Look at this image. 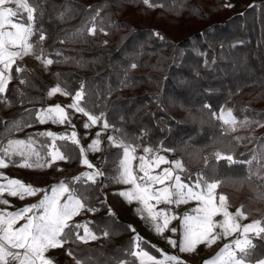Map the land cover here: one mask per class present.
<instances>
[{
	"label": "trees",
	"instance_id": "trees-1",
	"mask_svg": "<svg viewBox=\"0 0 264 264\" xmlns=\"http://www.w3.org/2000/svg\"><path fill=\"white\" fill-rule=\"evenodd\" d=\"M39 3L44 14H36L35 27L43 28L45 40L43 53L36 54L52 60L54 83L72 96L83 85L81 106L122 141L143 152L150 148L179 157L185 183L191 185L198 175L218 183V195L264 227V130L259 131L264 126V0L236 9L226 0H149L152 7L143 0ZM17 67L24 71L18 73ZM11 74L0 94V150L9 140L35 135L28 128L38 124L51 89L22 62ZM229 103L236 131L217 119ZM39 140L37 148L47 160L48 140ZM58 145L76 167L78 147ZM216 152L238 163L217 159ZM121 155L107 153V162L114 166ZM51 167L49 181L64 177L59 163ZM65 181L87 197L89 227L102 238L99 245L76 240L67 248L77 258H88V264H139L130 255L137 250L133 228L109 211L98 180ZM252 242L246 259L256 264L264 259V233ZM140 249L159 255L147 241Z\"/></svg>",
	"mask_w": 264,
	"mask_h": 264
},
{
	"label": "snow or ice",
	"instance_id": "snow-or-ice-1",
	"mask_svg": "<svg viewBox=\"0 0 264 264\" xmlns=\"http://www.w3.org/2000/svg\"><path fill=\"white\" fill-rule=\"evenodd\" d=\"M143 3L149 7L153 6L149 3V0H143ZM8 4H15V8L7 7L6 5ZM21 9L23 13L20 11ZM24 13H26V16ZM37 13L42 18L44 12L39 0H0V66H2L0 67V94L6 92L8 82L11 79V76L5 73L11 70L17 59H22L29 54H36L37 52L43 53L41 44L45 40V35L43 34V28L35 27L38 19ZM6 27L11 30H5ZM90 31L95 32V27L90 29ZM33 37L37 38L33 39ZM37 59H40V55H37ZM51 63L52 60L50 59L46 61V64ZM131 67L135 68L136 64L133 63ZM16 71L19 73L24 70L17 67ZM21 83H25V80L21 79ZM61 91L62 89L57 86L51 89L49 95ZM82 97L83 85L81 86V91L76 92L75 102L70 107L84 113L91 123L95 124L101 117L90 115L85 108L80 107L79 101ZM205 107H210V105H205ZM38 119L41 124L48 120L53 123L63 124L68 117L64 109L57 104L55 107L41 110ZM217 119L222 120L225 125H234L236 123L231 109H228L227 112L222 110ZM14 127L19 130V122H14ZM84 127L87 128L89 125L85 124ZM104 127L108 128L109 125L105 123ZM36 135L53 139L52 150L47 153V155L51 156V162L45 160L40 152L36 151L33 147L35 142L29 137L27 141H8V144L0 150V169L8 167L5 157H8L9 162L12 163H15L11 159L13 156L21 157L23 162L19 166L22 168H44L51 166V163L57 160L68 159L55 146L57 138L61 140L66 138L63 134L57 137V134L47 131ZM71 139L73 143H78L75 132L71 134ZM109 139L111 140L112 137ZM98 144L99 137L89 147L93 150H98L95 147ZM117 146L123 147V158L119 161L118 182L133 185L132 191H124L119 194L139 200L145 206L148 215L154 222L157 221L158 217L162 218V224L159 222L154 224L157 233H162L168 227L170 220L176 217L170 216L163 211L154 212L149 201L155 200L157 204L164 202L168 204L175 203L176 205L187 203L189 200L199 202L198 206L193 209L194 214L186 213L181 220L182 238L179 245L181 253H192L196 250L197 245L205 243L211 245L219 238V235L227 236L240 229L237 217L243 214L238 210L236 215L233 216L227 210L225 196L223 195L219 197V205L214 202V190L218 187L216 182L203 180V177L199 175L191 186L183 183L179 175H176L173 180V168H183L179 160L171 162L172 168H164L160 174L152 175L149 166H146L145 158L141 156L139 157V171L143 175L139 177V180L142 183H137L138 178L134 175L131 166L132 160L136 159L133 155L135 148L129 144H124L122 141L118 142ZM150 151V148H144L145 153ZM80 152L83 156L84 150L81 149ZM33 156L36 158L35 161H32ZM215 156L217 159L225 158L230 165L238 163V161L233 160L231 155L222 157L220 152H216ZM82 163L91 167L86 158L82 160ZM151 163H155L159 167L160 164L169 162L165 157L159 156ZM100 174L88 173L85 175L89 180L94 181L95 175ZM4 179H7V183L0 184V204H9L7 199H3L5 192L12 197L19 196L21 200L26 196L31 197L40 192H43V197L38 203L21 207L16 211L5 212L0 210V264H54V260L46 255L49 250L63 248L70 241L74 243L76 240L86 242L89 238L92 240L97 239L96 235L89 232L87 228H85L83 236L77 234L74 237V230L80 228L81 225L70 223V221L85 208L87 197L82 192H78L77 188L70 187L69 182L61 181L59 184L51 185L49 194L48 189L33 187L18 179H8L6 177ZM76 179L79 180L80 177ZM168 180H173V183L153 190V185H164L165 181ZM202 180L203 188L201 185ZM89 211L94 212L95 209L90 208ZM217 215H222L223 219L218 222L215 221L214 217ZM21 220L25 222L19 227H14ZM259 225V221H254L252 224L244 226V238L235 240V247L225 245L214 261H205L204 264H250L246 257L254 245L252 240L247 238V234L250 231H255L257 238H259L260 234L264 233V227ZM217 228L221 229V233L214 232ZM171 232L176 233L177 229L172 228ZM108 234L107 231L104 232L105 236ZM136 239L138 241L139 237ZM169 243L174 247L176 246L175 240L169 239ZM136 248L140 249L139 243L136 244ZM66 254L74 260L75 264H88V258H77L71 249H68ZM130 255L138 259L139 264H173V262L174 264H184L178 256H165L163 260H158L142 249L133 251ZM116 264H132V262L118 260ZM256 264H264V259L258 260Z\"/></svg>",
	"mask_w": 264,
	"mask_h": 264
},
{
	"label": "rangeland",
	"instance_id": "rangeland-1",
	"mask_svg": "<svg viewBox=\"0 0 264 264\" xmlns=\"http://www.w3.org/2000/svg\"><path fill=\"white\" fill-rule=\"evenodd\" d=\"M254 1L259 2L260 0H245L244 2H242L241 0H226L227 5L231 9L240 8ZM6 6L15 8V4H8ZM20 11L23 13L22 9ZM24 15L26 16V13H24ZM5 30H11V29L6 27ZM37 55L38 54H29L28 56H25L22 59H17L16 63L22 62L28 70L38 73L41 77H43L46 81H48L51 84V89L59 86L56 83H54L51 78L52 63L46 64V61L49 59H45L41 56L40 59H37ZM5 74L11 76L10 81L13 79L11 70L9 72H6ZM51 89L46 95V106L43 110H46L51 107H55L57 104H59L61 108L64 109V112L66 113L68 119L65 120L63 124L53 123L51 120H48L43 124L38 122V124L28 128V134L30 132H33V134L35 135H31L26 138L23 137L18 140L27 141L29 137H31V139L35 142L33 144V147L36 149V151L40 152L37 148V144H39L40 142L39 139L41 140L47 139L48 142H45L44 144L48 143L46 146L49 152L52 150L53 139L47 136H37L36 134L47 131L57 134V137H59L60 134H63L66 138L63 140L57 138L55 140V146L61 150V148L58 145V142L65 141V144H75L78 147L79 152L81 149H83L84 150L83 156L81 155L80 152L81 155L80 162H77L78 164L76 167L73 166L74 161H70L69 158L63 161L57 160L55 162H52L51 165L53 163H59L61 166L59 170L64 169L66 173L64 177L63 174L55 175L54 178L56 179L49 181L48 179L50 178L48 176H50V172L52 170L51 166H46L44 168H22L19 166V164L23 162L22 158L19 156H13L11 159L15 161V163L9 162V160L5 159V162L8 163V167L0 169V174H2L0 175V184L7 183V179H4V177H6L8 179H18L25 184H30L33 187H37L41 189H48L49 191V186L53 184H59L61 181H65V179L71 180V183L91 182V181L94 182L98 180V182L100 183L101 190L103 191L104 196L107 202L109 203V208H110L109 211L116 214L117 216H119L121 219L128 222L132 226L133 236L135 238V241L139 243V245L140 242L142 241H147L149 244H151L158 251L159 255L150 252L149 254L154 256L158 260H163L165 256L175 255L178 256L179 259L184 262V264H204L205 261H210V262L214 261L217 258V256L221 253V250L224 249L225 245H231L235 247L234 241L237 239L244 238V234H243L244 226L248 224H252L254 221H249L247 219V216L242 212L240 207L231 206L225 196V203L227 206V210L233 216L236 215L238 210L243 214L242 216L237 217V222L240 226V229L238 231L230 233L227 236L222 234L219 235V238L216 239L215 242L212 243L211 245L206 243L199 244L197 245L196 250L192 253H187V252L181 253L179 251L180 240L182 238V228L180 227L181 220L186 213L193 215L194 214L193 209H195L198 206L199 202L195 200H189L187 203L176 205L175 203L168 204L164 202L157 204L155 200L149 201V204L152 206L154 212L163 211L170 216L176 217L170 220L168 227L162 233H157L154 224L157 222L162 224L163 223L162 218L158 217L157 221L154 222L151 219V217L148 215V211L145 208V206L139 200L132 197H124L119 194L120 192H124V191H132L133 185L118 182L117 177L119 176V170H120L119 161L114 166H110L109 163L107 162V153L111 155L116 153L118 154L121 152L122 155L120 157V160L123 158V147L117 146L118 142L122 141L121 138L118 136L117 131L110 127L105 128L104 127L105 123L101 119H98L95 124H92L91 121L88 119V117L84 115V113L77 111L76 108L70 107V105H72L75 102L74 101L75 96H72L71 94L66 92L63 88H61L62 89L61 92H57L55 94L49 95ZM81 100L79 101L80 107H82ZM228 109H231L230 103L226 104L222 108L224 112H227ZM221 111L219 115L221 114ZM85 124H88L89 127L85 128L84 127ZM228 126L231 128V130L236 131V123L234 125H228ZM263 130H264V126H262L259 131L262 132ZM73 132L76 133V140L78 141V143H73L71 139V134ZM97 137H99V144L95 147L98 150H93L89 146L93 144V141L96 140ZM110 137H112L111 140L109 139ZM122 142L124 144H127L124 141ZM133 155L136 157V159L132 160L131 166L134 175L137 176L138 178L137 183H142V181L139 180V177L143 175V173L139 171V164H140L139 157L143 156L145 158L146 166H149L150 173L152 175L160 174L164 168H172L173 165L171 162L177 160L181 161L179 157L174 156L166 151L145 153L135 148V152L133 153ZM159 156L165 157V159L169 163H162L159 165V167H157L155 163H151ZM85 158L89 161L91 167L82 163V160ZM35 159H36L35 156H33L32 161H35ZM47 161L51 162V156L48 155ZM182 165H183L182 169L173 168V180L176 175H179L182 180V173L186 168L183 163ZM88 173L91 174L101 173V174L95 175V180L93 181V180H89L85 175ZM77 177H80V179L77 180L76 179ZM173 180L165 181L164 185L155 184L153 185V190L159 189L161 187L169 186L173 183ZM203 180L201 181L202 188L204 187ZM182 182L185 183L183 180ZM217 190L218 187L214 190V202L217 205H219V197L221 195L217 194ZM42 197H43V192H40L31 197L26 196L23 200H21L19 196L12 197L9 196L7 192H5L3 195V199H7L9 201V204L8 205L0 204V210H3L5 212L16 211L21 207L38 203L39 200L42 199ZM222 219H223L222 215H217L214 217V220L217 222L221 221ZM90 220H91L90 213L87 211L85 207L84 209L81 210L79 215L73 217L70 223L81 225V227L78 228L77 231V234L80 236H83L85 234V228H87L89 232L95 234L89 227ZM24 222L25 221L23 220L18 221L14 227H19ZM172 228H176L177 232L172 233L171 232ZM214 232L221 233V229L217 228L214 230ZM96 237L97 239L95 240L89 238L87 239L86 242L85 241L82 242L94 246L99 245L102 242V238L97 235ZM137 237H139L138 241L136 239ZM256 237L257 236L255 231H250L247 234V238L251 239L252 241ZM169 239L176 241L175 247L169 243ZM67 250L68 248L66 244L63 248L49 250V252L46 253V255L49 258L53 259L54 263L60 262L62 264H75L74 260L71 257L67 256L66 254ZM138 250L140 249H137L136 251ZM142 250L147 251L145 249ZM136 260L139 263V260L138 259Z\"/></svg>",
	"mask_w": 264,
	"mask_h": 264
}]
</instances>
